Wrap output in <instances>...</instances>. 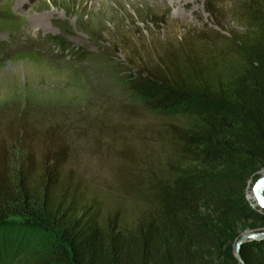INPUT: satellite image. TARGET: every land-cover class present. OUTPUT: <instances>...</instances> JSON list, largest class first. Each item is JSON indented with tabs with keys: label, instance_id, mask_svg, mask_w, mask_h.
Returning <instances> with one entry per match:
<instances>
[{
	"label": "trees",
	"instance_id": "trees-1",
	"mask_svg": "<svg viewBox=\"0 0 264 264\" xmlns=\"http://www.w3.org/2000/svg\"><path fill=\"white\" fill-rule=\"evenodd\" d=\"M231 14L241 30L187 31L127 60L130 91L178 119L158 172L123 173L142 203L129 226L85 194L73 120L20 105L0 112V264H240L238 229L264 228V210L246 199L264 168V0H239ZM119 156L138 162L129 144ZM240 257L264 264V239Z\"/></svg>",
	"mask_w": 264,
	"mask_h": 264
},
{
	"label": "rangeland",
	"instance_id": "rangeland-1",
	"mask_svg": "<svg viewBox=\"0 0 264 264\" xmlns=\"http://www.w3.org/2000/svg\"><path fill=\"white\" fill-rule=\"evenodd\" d=\"M172 1L0 0V112L8 116L20 105L73 120V161L85 194L127 226L142 203L137 184L123 173L128 167L158 172L169 152L168 125L178 124L130 91L136 70L129 56H148L191 30H241L231 14L239 0H187L185 9ZM124 144L135 148L136 165L119 156ZM20 156L14 150L13 170ZM246 230L252 229L239 228L238 238Z\"/></svg>",
	"mask_w": 264,
	"mask_h": 264
},
{
	"label": "water",
	"instance_id": "water-1",
	"mask_svg": "<svg viewBox=\"0 0 264 264\" xmlns=\"http://www.w3.org/2000/svg\"><path fill=\"white\" fill-rule=\"evenodd\" d=\"M257 174L259 177L252 184L250 190H248V200H251V204L254 207H258L264 210V169H261ZM252 183V178L249 180V184ZM264 239V232L256 231V230H246L238 240L234 246V254L235 257L239 260L240 264H243L240 257V250L242 245H244L248 241L252 240H262Z\"/></svg>",
	"mask_w": 264,
	"mask_h": 264
},
{
	"label": "bare ground",
	"instance_id": "bare-ground-1",
	"mask_svg": "<svg viewBox=\"0 0 264 264\" xmlns=\"http://www.w3.org/2000/svg\"><path fill=\"white\" fill-rule=\"evenodd\" d=\"M10 1V0H9ZM193 3H195L194 1H193ZM189 4H192V3H190L189 1H187V0H173L172 1V5L173 6H178L179 8H183V9H185V8H187V6L189 5ZM190 11H192V12H196L195 10H194V8H190Z\"/></svg>",
	"mask_w": 264,
	"mask_h": 264
}]
</instances>
